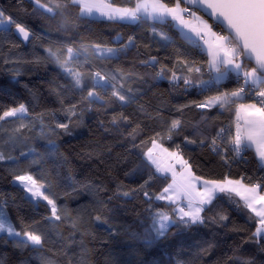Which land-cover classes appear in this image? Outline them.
Here are the masks:
<instances>
[{"label": "snow or ice", "instance_id": "1", "mask_svg": "<svg viewBox=\"0 0 264 264\" xmlns=\"http://www.w3.org/2000/svg\"><path fill=\"white\" fill-rule=\"evenodd\" d=\"M20 9L0 8V169L23 193L0 192V244L27 253L20 264H94L98 234L144 248L180 238L174 264H199L222 244L231 254L211 264H264V0H20ZM248 153L254 169L234 172ZM76 158L103 177L66 175ZM133 201L139 230L117 223ZM230 233L240 242L227 244ZM192 247L195 258H182Z\"/></svg>", "mask_w": 264, "mask_h": 264}, {"label": "trees", "instance_id": "2", "mask_svg": "<svg viewBox=\"0 0 264 264\" xmlns=\"http://www.w3.org/2000/svg\"><path fill=\"white\" fill-rule=\"evenodd\" d=\"M29 0H23V6H28ZM117 2H120V0H117ZM0 8H7L10 11L19 12L21 15L22 10L20 9V0H0ZM98 30H105L110 29L113 27H116L118 30V26L116 25H105L100 24L96 26ZM126 31V30H125ZM107 35L108 33L105 32ZM111 35H115V33H111ZM27 52V49L22 48L20 52L16 53L19 54H25ZM135 56V52L129 53V58H133ZM39 75L41 77L50 78L52 75H55V72L52 70H46L44 68H41L39 70ZM34 83H39L38 80H34ZM161 88H166V84H161ZM174 102H183V101H174ZM51 106V105H50ZM39 111V109H37ZM4 127H7L5 125ZM93 128L95 129V125H93ZM93 137H89L87 134L85 135L84 139H91ZM95 138H99L98 136ZM73 145H76L79 149V145H77L76 141L71 142ZM67 145H65V149H67ZM123 149L114 147L113 148V155L117 152H122ZM193 151L195 155L200 157L201 164L205 165V171H207V166L209 165V158L202 156V150L195 149L193 146ZM74 155V153H73ZM248 160L250 163L248 165H245L243 161L240 162V164L233 166V171H245L246 169L251 173V170L254 169L255 164L252 160V154L248 153ZM106 162L111 163V161H108L106 158ZM105 169L102 166H99L98 163H94L92 161L87 160H80L78 158L74 159L70 165V167L64 169V173L67 175L69 172L71 173V176L76 180H84L85 177L94 178L95 176L103 177ZM217 171H220L219 168H217ZM120 178L124 180L125 184H132V181L130 179H124L122 173L120 174ZM9 179L6 176V173L0 169V192L2 193H11L12 195H15L17 198H19L23 193L19 192L17 189L13 187L12 184L9 183ZM134 186V185H132ZM68 190V189H65ZM77 195L79 198L80 203L87 202L86 194L80 193V194H73ZM123 203V202H121ZM136 202H129L127 205V208L125 210H122L118 213L120 219L117 221V223L123 225L126 229L130 228L132 230H139L141 228L139 224V219L136 216V212L140 211L139 208H134L133 205ZM70 206L75 207L76 205L72 203L71 200H69ZM227 207V205H225ZM13 216H15V209H11ZM38 211L42 212V209H39ZM22 212L24 214L32 215L31 209L25 206L22 209ZM38 218V217H37ZM234 218L238 224L244 223V218L240 215H234ZM61 230L65 231V226L61 225ZM251 231V229H250ZM103 230H101V233ZM243 234H229L227 244H231L233 241L239 243L241 240ZM99 236V242L96 244H90L89 247H94L97 249L95 255L93 256L94 264H105V258L109 255L117 258L121 264H168L169 261H172L174 264V261L176 259V252L179 251V243L180 238H175L167 242H163L157 246H154L152 248H144L142 245L135 244L132 242H129L127 234L121 236L117 240H115L111 245H106L102 241L107 239L106 233H103L102 235L98 234ZM247 248V246H246ZM9 249H13L11 245L5 246L3 244H0V260H3L5 262L6 260V253ZM16 251V250H15ZM18 252V251H17ZM198 252V249L195 247H192L190 249L185 248V255L182 257L184 259H194L195 253ZM20 253V252H19ZM231 254L228 248L222 244L221 248H217L212 251V253L208 256L203 257L199 264H211L212 261L216 260L217 258L223 257L225 254ZM28 255V254H27ZM24 257L23 259L27 258ZM20 264V262L18 263Z\"/></svg>", "mask_w": 264, "mask_h": 264}, {"label": "rangeland", "instance_id": "3", "mask_svg": "<svg viewBox=\"0 0 264 264\" xmlns=\"http://www.w3.org/2000/svg\"><path fill=\"white\" fill-rule=\"evenodd\" d=\"M27 253H19L14 249H9L6 253V260L4 264H18L21 259L26 257Z\"/></svg>", "mask_w": 264, "mask_h": 264}, {"label": "built area", "instance_id": "4", "mask_svg": "<svg viewBox=\"0 0 264 264\" xmlns=\"http://www.w3.org/2000/svg\"><path fill=\"white\" fill-rule=\"evenodd\" d=\"M240 164V163H239Z\"/></svg>", "mask_w": 264, "mask_h": 264}]
</instances>
